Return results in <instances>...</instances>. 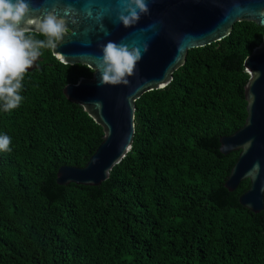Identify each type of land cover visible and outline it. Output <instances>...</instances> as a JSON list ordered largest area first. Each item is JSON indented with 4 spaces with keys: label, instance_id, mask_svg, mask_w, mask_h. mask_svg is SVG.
Returning a JSON list of instances; mask_svg holds the SVG:
<instances>
[{
    "label": "trees",
    "instance_id": "1",
    "mask_svg": "<svg viewBox=\"0 0 264 264\" xmlns=\"http://www.w3.org/2000/svg\"><path fill=\"white\" fill-rule=\"evenodd\" d=\"M39 39L43 36L36 34ZM264 28L236 23L221 42L188 52L163 90L136 103L133 149L100 186H59L84 168L103 129L63 94L93 71L42 49L22 103L0 107V264H264V211L225 188L240 152L220 140L247 119L244 62Z\"/></svg>",
    "mask_w": 264,
    "mask_h": 264
},
{
    "label": "water",
    "instance_id": "2",
    "mask_svg": "<svg viewBox=\"0 0 264 264\" xmlns=\"http://www.w3.org/2000/svg\"><path fill=\"white\" fill-rule=\"evenodd\" d=\"M30 4L32 17L52 10L63 15L65 8L73 9L77 23L69 18L68 31L52 54L63 65H82L93 71L92 78L82 77L66 85L63 94L104 133L102 143L84 168L59 169V186L95 187L110 178L133 149L137 101L146 93L167 88L175 72L186 64L190 50L228 38L236 23L264 28V0H149V13L141 15L131 27L117 19L124 6L121 0H30ZM108 41L139 47L143 52L126 84L101 86L100 74L93 70L102 56L101 45ZM40 62L39 56L36 69ZM244 67L249 77L245 86L246 123L231 136L221 138L220 151L224 155L240 152L225 188L234 192L249 180L250 188L239 202L259 214L264 211V37L246 58Z\"/></svg>",
    "mask_w": 264,
    "mask_h": 264
},
{
    "label": "clouds",
    "instance_id": "3",
    "mask_svg": "<svg viewBox=\"0 0 264 264\" xmlns=\"http://www.w3.org/2000/svg\"><path fill=\"white\" fill-rule=\"evenodd\" d=\"M124 5L117 19L125 27L136 24L141 15L149 13V0H121ZM30 0H0V107L8 112L23 101L22 81L29 68L41 55L42 49L54 50L68 31L73 9L67 7L63 15L55 10L40 17H32ZM91 16V12L88 13ZM103 27V26H102ZM39 34L44 39L36 37ZM102 56L97 58L94 71L100 74L99 84H126L133 75L143 52L139 47L108 41L101 45ZM143 51H147V46ZM11 138L0 135V152H9ZM258 167V166H257Z\"/></svg>",
    "mask_w": 264,
    "mask_h": 264
},
{
    "label": "flooded vegetation",
    "instance_id": "4",
    "mask_svg": "<svg viewBox=\"0 0 264 264\" xmlns=\"http://www.w3.org/2000/svg\"><path fill=\"white\" fill-rule=\"evenodd\" d=\"M34 65H35V62L33 63L32 67L28 69V71L26 72V74H32L36 70V67ZM37 67H40L39 66V63L37 65ZM92 76H93V74H92ZM92 76L91 77H83V78H92Z\"/></svg>",
    "mask_w": 264,
    "mask_h": 264
}]
</instances>
